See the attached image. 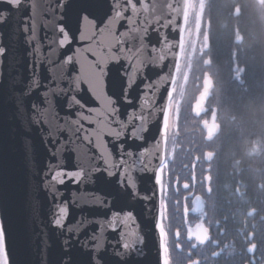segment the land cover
<instances>
[{
  "label": "water",
  "instance_id": "water-1",
  "mask_svg": "<svg viewBox=\"0 0 264 264\" xmlns=\"http://www.w3.org/2000/svg\"><path fill=\"white\" fill-rule=\"evenodd\" d=\"M189 9L190 0H0L9 264H168L163 172ZM213 87L206 71L196 116L208 111ZM201 125L212 140L217 108ZM205 181L210 193L209 174ZM190 196V211L203 212L205 197ZM187 239L194 249L211 239L204 219Z\"/></svg>",
  "mask_w": 264,
  "mask_h": 264
},
{
  "label": "trees",
  "instance_id": "trees-1",
  "mask_svg": "<svg viewBox=\"0 0 264 264\" xmlns=\"http://www.w3.org/2000/svg\"><path fill=\"white\" fill-rule=\"evenodd\" d=\"M199 34L196 56L180 69L174 93L179 89V98L171 109L173 124L163 172L167 262L264 264V3L205 0ZM207 57L209 66L204 63ZM206 71L215 85L208 111L196 116L193 104ZM213 108H217L220 130L207 140L201 121L209 118ZM207 150L213 154L210 162L204 159ZM195 155L199 162L193 187ZM206 173L210 193L205 188ZM193 189L206 198L203 213L184 212V198L189 208L187 194ZM199 218H204L211 239L192 249L187 226ZM175 230L182 250L176 247Z\"/></svg>",
  "mask_w": 264,
  "mask_h": 264
},
{
  "label": "rangeland",
  "instance_id": "rangeland-1",
  "mask_svg": "<svg viewBox=\"0 0 264 264\" xmlns=\"http://www.w3.org/2000/svg\"><path fill=\"white\" fill-rule=\"evenodd\" d=\"M204 4L205 0H190L189 16L184 39L182 67L190 62L197 54L198 37L200 36L199 30L201 27ZM177 98H179V89H177V94L173 97L172 104ZM172 124L173 120L172 117H170V127L172 126Z\"/></svg>",
  "mask_w": 264,
  "mask_h": 264
},
{
  "label": "snow or ice",
  "instance_id": "snow-or-ice-1",
  "mask_svg": "<svg viewBox=\"0 0 264 264\" xmlns=\"http://www.w3.org/2000/svg\"><path fill=\"white\" fill-rule=\"evenodd\" d=\"M11 2L14 4H18L19 0H11ZM116 15L119 16L121 15V13L117 12ZM3 51L4 49L0 48V53H2ZM57 175H60V173H57ZM62 182L63 181H61V183ZM129 183H131V181H129ZM65 211L66 209L64 208L60 209L61 214H63ZM128 215H131V213H129ZM63 219H64V216L61 215L59 218L55 220V224L61 225ZM124 247L128 248L129 245L125 244ZM0 264H9L8 250H7V244H6V229H5L3 222H0Z\"/></svg>",
  "mask_w": 264,
  "mask_h": 264
},
{
  "label": "flooded vegetation",
  "instance_id": "flooded-vegetation-1",
  "mask_svg": "<svg viewBox=\"0 0 264 264\" xmlns=\"http://www.w3.org/2000/svg\"><path fill=\"white\" fill-rule=\"evenodd\" d=\"M205 181V180H204ZM207 187V184H206V186H205V188ZM192 191H194V195H196V194H201V193H197L196 191H195V189H193V190H191L188 194H187V196H189V194L192 192ZM201 195H203V194H201ZM186 197V196H185ZM190 198H191V203H192V197L191 196H189ZM185 200H186V198H184ZM191 207V206H190ZM189 207V208H190ZM200 214V213H199ZM201 218H199V219H197L194 223H196L197 221H199Z\"/></svg>",
  "mask_w": 264,
  "mask_h": 264
}]
</instances>
